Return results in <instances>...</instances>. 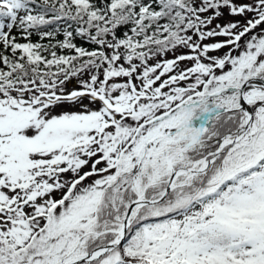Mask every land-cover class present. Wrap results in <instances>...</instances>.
<instances>
[{
  "label": "snow or ice",
  "instance_id": "6c2138e0",
  "mask_svg": "<svg viewBox=\"0 0 264 264\" xmlns=\"http://www.w3.org/2000/svg\"><path fill=\"white\" fill-rule=\"evenodd\" d=\"M0 264H264V0H0Z\"/></svg>",
  "mask_w": 264,
  "mask_h": 264
}]
</instances>
